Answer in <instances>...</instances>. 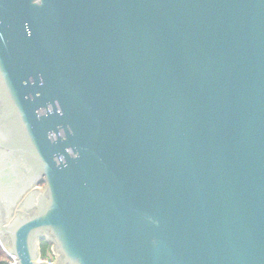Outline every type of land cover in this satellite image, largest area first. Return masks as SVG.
<instances>
[{
    "label": "water",
    "instance_id": "95a60500",
    "mask_svg": "<svg viewBox=\"0 0 264 264\" xmlns=\"http://www.w3.org/2000/svg\"><path fill=\"white\" fill-rule=\"evenodd\" d=\"M42 240L264 264V0H0V242Z\"/></svg>",
    "mask_w": 264,
    "mask_h": 264
},
{
    "label": "trees",
    "instance_id": "16d2710c",
    "mask_svg": "<svg viewBox=\"0 0 264 264\" xmlns=\"http://www.w3.org/2000/svg\"><path fill=\"white\" fill-rule=\"evenodd\" d=\"M51 250H52V243L48 242L47 240L41 242V257H42V259L49 258V255L51 254ZM3 256L5 257V254L0 252V264H7V262H5L3 260Z\"/></svg>",
    "mask_w": 264,
    "mask_h": 264
},
{
    "label": "rangeland",
    "instance_id": "374dc122",
    "mask_svg": "<svg viewBox=\"0 0 264 264\" xmlns=\"http://www.w3.org/2000/svg\"><path fill=\"white\" fill-rule=\"evenodd\" d=\"M38 187H40V188H45L44 187V185L43 184H40V185H38ZM42 241H46V240H42ZM42 241H40V243L42 242ZM49 242V241H48ZM39 243V247H40V244ZM51 243V242H50ZM5 246H4V244H3V242H0V252H2L3 254H5V257L3 256V260L5 261V262H7V255H6V252H5ZM7 250V249H6ZM54 252V255H53V252ZM40 254H41V251H40ZM49 258H50V260L51 261H53V264H57L58 263V258H57V256L55 255V251H54V246H53V244H52V250H51V254L49 255Z\"/></svg>",
    "mask_w": 264,
    "mask_h": 264
},
{
    "label": "built area",
    "instance_id": "2783aa9c",
    "mask_svg": "<svg viewBox=\"0 0 264 264\" xmlns=\"http://www.w3.org/2000/svg\"><path fill=\"white\" fill-rule=\"evenodd\" d=\"M5 252H6V255H7V264H18V260H16L10 253L8 250L5 249ZM53 252V251H52ZM53 255H54V252H53ZM40 261H43V262H52L50 260V258H47V259H39Z\"/></svg>",
    "mask_w": 264,
    "mask_h": 264
},
{
    "label": "flooded vegetation",
    "instance_id": "af4514ba",
    "mask_svg": "<svg viewBox=\"0 0 264 264\" xmlns=\"http://www.w3.org/2000/svg\"><path fill=\"white\" fill-rule=\"evenodd\" d=\"M41 244V243H40ZM40 251H41V245H40ZM39 259H42V257H41V254H40V256H39ZM44 260V259H43ZM46 263V262H45ZM47 264H53V261L52 262H47Z\"/></svg>",
    "mask_w": 264,
    "mask_h": 264
}]
</instances>
